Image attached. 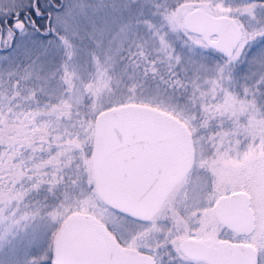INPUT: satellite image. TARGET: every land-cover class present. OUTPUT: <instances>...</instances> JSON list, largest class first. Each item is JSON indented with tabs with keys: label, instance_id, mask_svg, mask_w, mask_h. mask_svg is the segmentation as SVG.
<instances>
[{
	"label": "snow or ice",
	"instance_id": "obj_1",
	"mask_svg": "<svg viewBox=\"0 0 264 264\" xmlns=\"http://www.w3.org/2000/svg\"><path fill=\"white\" fill-rule=\"evenodd\" d=\"M0 264H264V0H0Z\"/></svg>",
	"mask_w": 264,
	"mask_h": 264
}]
</instances>
